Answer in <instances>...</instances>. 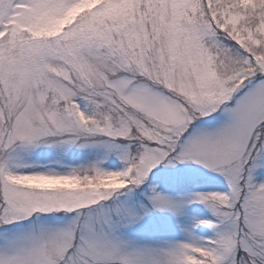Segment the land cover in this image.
Here are the masks:
<instances>
[{
    "label": "snow or ice",
    "instance_id": "1",
    "mask_svg": "<svg viewBox=\"0 0 264 264\" xmlns=\"http://www.w3.org/2000/svg\"><path fill=\"white\" fill-rule=\"evenodd\" d=\"M0 264H264V0H0Z\"/></svg>",
    "mask_w": 264,
    "mask_h": 264
}]
</instances>
